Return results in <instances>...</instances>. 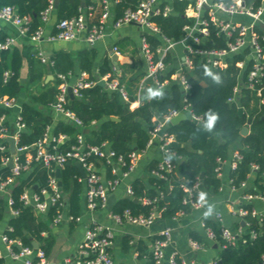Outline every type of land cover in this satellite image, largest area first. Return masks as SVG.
Returning <instances> with one entry per match:
<instances>
[{"label": "built area", "instance_id": "1", "mask_svg": "<svg viewBox=\"0 0 264 264\" xmlns=\"http://www.w3.org/2000/svg\"><path fill=\"white\" fill-rule=\"evenodd\" d=\"M54 1L49 0L47 9L40 16L41 26L31 36H28L29 19L19 16L11 6L0 7V21L11 24L21 37H27L33 43H39L44 38L49 43L70 42L82 38L87 44L92 45L108 36L109 29L115 31L121 27L135 26L140 31L139 52L144 63V77L137 88V102H139L140 90L148 77L152 79V85L156 91L163 90L171 81L178 83L182 90L179 109H174L165 116L156 115L153 117L152 129L148 132L145 150L131 152L128 155L130 161L128 165L125 164L122 157L115 156L106 142L99 145L88 144L81 122L70 111L63 108L69 97L67 93L69 87L72 88L74 98H77L80 97L79 89L94 86L100 81L106 85L107 90L118 92L122 99L127 101V93L117 79L108 81V76H104L91 82L88 81L86 73H80L76 82L69 84V75H56L60 83L53 104L54 113L62 115L77 128L76 143L66 151L60 150V145L67 140V137L65 135L53 136L49 127L37 142L29 146H20V135L26 129L20 116L21 105L16 98L0 97V110L3 111L0 115V153L2 154L0 159V197L6 199L10 216L18 215L17 210L11 209L13 204L11 188L28 174L35 162L48 169L51 174L48 176L44 188L37 190L36 185L34 186L36 189L25 187L20 196V202L23 207L30 208L41 218L46 217L52 207H57L58 213L53 223H60L63 219L66 197L58 185L59 180L55 176V170H60L67 161L73 164L78 163L85 174V178L79 177L78 181L85 186V206L90 218L83 239L77 247V255L66 258L63 264H115L110 252L115 237L114 232L99 223L94 214L98 210L106 209L107 194L122 183H124L125 197L132 200L137 199L128 180L141 155L150 148L158 146L163 154L162 159L156 161V168L149 172L150 177L167 179L168 176L176 173L175 160L181 158L174 151V146L178 144L175 136L168 132L170 119L182 113L194 123H203L202 117L192 112L191 104L188 102L190 85L183 71L191 70L190 59L192 57L201 58L209 66L210 72L226 69L229 66H233L239 74L246 72L245 81L243 82L239 78L233 88L232 95L226 101L227 104L234 105L237 109L242 108L239 104L241 89L246 88L255 93L259 107L264 106V0H139L135 9H126L117 18L114 6L119 0H97L98 9L94 6L83 7L79 10L78 16L59 21L55 25V32L45 36L43 25L46 24L54 9ZM173 1L185 2L184 15L194 20L192 25L184 27V36L178 42L164 37L158 26L152 21L154 16L167 17L170 15L173 11L171 7ZM96 12L99 13L97 21L90 23L89 19ZM212 32L216 38H221L224 43L223 47H206ZM149 36L160 41L156 52L151 50ZM14 43L15 38L11 36L0 41V53L13 50ZM175 46H180L183 53L173 59L172 52ZM111 53L120 55L116 44L111 47ZM168 55L172 58L175 73L171 81L161 82L158 75L173 67L172 64L165 61ZM37 57L42 64L52 68L53 61L51 59L41 53H38ZM112 69L115 71L114 68ZM10 75V72H5L4 78H8ZM9 111L16 113L13 132H9L5 125L6 114ZM245 115L246 121L243 127L249 129L250 114L247 112ZM8 137L14 140L15 154L13 156L10 154L9 144L6 141ZM240 160L241 155L238 148H233L228 161L221 158L216 159L217 166L215 168V174L221 180L218 192L227 189L228 196L232 195V197H228L227 207L228 217L234 220V227L225 221L221 213L214 212L211 206L207 205V196L200 180L196 181L192 187L182 186L185 193L183 203L188 205L192 212H199V225L208 241L216 243L215 233L207 222L210 220L218 224L219 235L222 239V244L219 245L220 249L236 247L245 234H248L250 239H255L257 233L250 228L251 224L248 218L258 222L264 220V190H259L254 184V176L259 167L251 165L248 179L237 185L233 178L225 175V169L227 171L235 170ZM96 162L104 166H112L111 174L115 177L103 181ZM125 168L126 170H124ZM260 175L264 180V172ZM202 193L205 194L203 201L200 198ZM155 201L145 199L143 202L151 204ZM209 209H211V215L206 217L204 213ZM156 213L157 211L152 212L148 217L142 215L133 217L128 210L122 216L111 214L108 210V217L117 226L128 223L139 228L149 229L155 220ZM184 215L183 213L179 214V216ZM67 220L78 222L79 218L73 219L68 216ZM6 229L10 230L8 227ZM4 231L0 233V243L10 260L22 264H48L47 256L39 249V246L37 249L23 246L18 239H9ZM146 238L150 243L149 253L154 264H175L176 258L179 257L176 251H172L165 261V250L171 242L169 230L159 234L150 233ZM130 244H133V241H130ZM188 245L193 252L201 249V243L191 238L188 239ZM134 255L138 256V252L135 250ZM0 258H2L1 250ZM180 259L182 264H196L194 260ZM258 264H264V256L261 257Z\"/></svg>", "mask_w": 264, "mask_h": 264}, {"label": "trees", "instance_id": "2", "mask_svg": "<svg viewBox=\"0 0 264 264\" xmlns=\"http://www.w3.org/2000/svg\"><path fill=\"white\" fill-rule=\"evenodd\" d=\"M139 0H119L114 6L115 17H120L126 9H135ZM84 7L94 6L98 9L97 0H83ZM49 0H0V7L11 6L21 17L29 19L28 36H31L41 26L40 16L47 9ZM81 0H58L55 10L56 22L52 34L55 32V25L65 19L78 16ZM172 13L167 17L162 15L154 16L152 21L158 26L164 37L178 42L184 36V27L192 25L193 19L187 18L184 13L185 2L173 1L171 3ZM99 13L96 12L90 23H95ZM6 37L0 34V41ZM151 50L156 52L160 41L155 37H148ZM215 43V44H213ZM224 43L221 38H216L211 33L206 47L220 48ZM120 51V49H119ZM121 53V51H120ZM135 53V49L133 51ZM238 59V57H235ZM22 53L14 48L11 51L0 53V97L16 98L21 102V120L26 126V132L21 133L19 138L20 146H29L41 139L50 128L53 136L65 135L67 140L60 145V150L66 151L76 143L77 128L60 114L56 122L53 115L45 114L46 108H52L58 94L59 80L57 74L69 75L73 73L74 64L66 52H57L51 58L53 66L50 68L54 76L52 84H49L37 95L28 96L27 100L22 98V84L20 80V69L22 66ZM167 63L173 65L165 73L158 75L161 82L171 81L175 73L172 58L168 55L165 59ZM191 70L183 71L187 82L190 85L188 102L191 104L192 112L201 116L203 123L197 124L191 120L179 122L175 126H169L168 132L175 136L179 144L174 147L176 155L181 158L175 160L177 166L176 173L167 179H156L148 177L146 183L138 177L129 179L134 196L138 199L124 197L115 201L108 209L111 214L122 216L128 210L133 217H148L152 212L157 211L161 219L171 220L185 215L192 211L190 207L183 203L185 193L184 187H192L198 180L202 183L205 191L217 194L221 186V180L215 174L217 166L216 159L221 158L228 161L231 150L238 148L241 160L233 171L225 169V175L234 179L237 185L248 179L251 173V165L259 167L254 176V184L259 190H264V180L261 173L264 172V106L258 105V100L252 91L246 88L241 89L240 106L245 111L239 116L234 105L227 104V99L232 95L233 88L239 78L244 82L245 73H238L233 67L218 69L210 72L209 66L199 57L190 59ZM121 74L111 68V62L106 59L99 68L100 78L108 76V81L117 79L127 93V101H124L118 92L109 91L98 84L79 89L80 97L70 99L64 105V109L70 111L82 124L84 129H89L91 138L85 135L86 142L91 145H99L106 142L116 157H122L126 165L129 164L128 155L133 152L145 150L148 141V132L152 129V119L155 115L165 116L174 109H179L181 105V87L175 81H171L163 90L152 89L148 99H144L136 108L131 105L138 100L137 88L144 77V74H135L136 67L132 64L121 66ZM138 68V67H137ZM123 69V70H122ZM129 72L126 75V70ZM80 70L89 74L88 81L95 82L92 77V62L86 52L80 53ZM10 72L8 78H4V73ZM209 72L211 73L209 75ZM219 75V82L213 80V75ZM31 80H36V76L31 72ZM202 83L205 86H202ZM145 88H150L145 86ZM151 89V88H150ZM159 92V95H153ZM249 113V134L241 135V128L246 121V113ZM3 113L0 110V115ZM206 114H216L217 120L211 131L205 129L207 121ZM110 117H116L119 122H113ZM2 154L0 153V159ZM91 160L93 158H90ZM157 162H151L146 171L150 172L156 168ZM99 166V162H96ZM110 165H105L108 179L115 176L111 174ZM126 170V168L124 169ZM51 173L45 167L33 162L32 169L26 176L11 188V198L13 204L11 209L17 210L18 215L10 216L8 229L4 234L12 240L18 239L21 245L32 247L31 242L35 241L39 249L46 256L51 251L53 240L45 236L49 231V225L53 223L57 216V207H52L46 217H38L30 208H25L20 202V196L25 187L37 190L44 188L48 176ZM54 175V174H53ZM81 177L77 167L70 161L65 162L60 169L61 190L65 194V211L73 219L80 214V197L82 194V182L78 181ZM170 187V190H168ZM156 200L154 203L145 204L143 201ZM9 214V207L6 199L0 197V222ZM251 229L257 233L255 239H250L248 234L241 237L236 247L221 249L219 256L211 264H258L264 256V220L258 222L248 218ZM74 223V221H70ZM208 226L215 233V241L219 245L222 239L219 235L218 224L215 221H208ZM193 240L202 242V237L196 232H191ZM130 237H123L121 241L123 252H129L133 247L138 252L137 260L142 264H154L152 256L148 253L147 245L143 241L130 244ZM0 264H4V259L0 258ZM175 264H182L180 257L176 258Z\"/></svg>", "mask_w": 264, "mask_h": 264}, {"label": "crops", "instance_id": "3", "mask_svg": "<svg viewBox=\"0 0 264 264\" xmlns=\"http://www.w3.org/2000/svg\"><path fill=\"white\" fill-rule=\"evenodd\" d=\"M55 10L53 9L49 15L48 21L44 26L45 36L52 33L54 24L56 22ZM0 34L5 37H14L15 43L14 48L18 49L23 56L22 66L20 69V80L22 84V98L27 100L28 96L37 95L43 91L49 84H52L54 79L50 68L46 64H42L37 57L38 53H41L45 57L51 59L57 52H66L71 57L74 70L72 74H69V84H74L79 77L80 73H85L80 70V53L86 52L90 61L92 62V77L98 80L100 76L99 68L106 59L111 62V68H114L117 75L121 74V65H135V74H144V63L139 52V48L135 49V56H133L134 48L131 47L132 41H136L140 37V31L135 26H125L121 27L115 31L108 30V36L104 37L102 40L95 42L90 45L83 41L82 38L70 41V42H53L49 43L46 38L41 40L39 43L31 42L27 37H21L18 34L17 29L11 24L0 21ZM116 44L120 49L121 53L118 56V70L112 61L111 47ZM183 50L180 46H175L172 52L174 56L173 59L181 56ZM135 58L140 60V65L135 62ZM139 65V67H138ZM138 67V68H137ZM123 70V69H122ZM31 72L37 78L32 81ZM129 69L126 70V75ZM87 74V73H86ZM89 78V74H87ZM149 86L150 88H145ZM153 85H147L144 82L143 87L140 90L139 102L135 101L131 108L138 107L144 99L149 98V94L152 91ZM21 105V102L18 101ZM45 114L53 115V120L56 122L57 116L54 115L53 106L52 108H46ZM15 111H9L6 114L5 125L9 132H13L14 129V117ZM156 116V115H155ZM154 116V117H155ZM158 116V115H157ZM244 128V127H242ZM241 128V130H242ZM87 130V129H84ZM83 134L88 135L91 138V132ZM249 131V129H248ZM249 134V132H248ZM179 144H176V147ZM163 154L158 146H154L149 150L145 151L139 158L137 165L130 175V178L138 177L146 183L147 178L150 177L149 172L146 171V167L151 162H156L162 159ZM181 162V159H180ZM100 164V163H99ZM99 174L103 181L109 180L108 174L106 172L105 166L100 164L98 166ZM82 178V177H81ZM83 190L80 197V214L79 221L71 223L67 220V213L64 209L63 219L58 224H50L49 231L45 236L50 237L53 240V245L51 251L47 256L48 264H63L64 260L68 257H75L77 255V247L82 241L85 229L89 223L90 214L86 210V199H85V186L82 183ZM207 196V205H210L214 212L221 213L225 221L234 227V220L228 217V190L224 189L222 192L217 194H211L205 191ZM125 197L124 183L119 185L115 190L110 191L107 194V207L106 209H101L95 212V219L102 225L109 227L114 232V241L110 249L111 255L113 257L115 264H142V261H138L137 257L134 255V248L132 247L129 252H123L121 241L123 237H130L133 243L138 241H143L147 245L148 253L150 250L149 240L146 238L150 233L159 234L162 231L169 230L171 234V242L168 248L165 250V261L167 260L169 254L172 251H176L180 258L186 260H194L196 264H211L215 259L218 258L221 251L220 247L213 242L206 239L204 231L199 225V212H191L188 215L179 216L175 219L164 220L160 216L155 217V220L151 224L149 229L139 228L134 225L124 223L121 226H117L108 217V209L115 201ZM232 197V195L230 196ZM229 197V198H230ZM10 214L5 216L4 220L0 222V233L3 232L8 227V221ZM191 232H196L202 237L201 249L197 252L190 250L188 245V239ZM220 249V251H219ZM0 250L2 252V258L4 259V264H22L20 262H14L10 260L3 250L2 244L0 243ZM136 251V250H135ZM219 251V253H218Z\"/></svg>", "mask_w": 264, "mask_h": 264}, {"label": "water", "instance_id": "4", "mask_svg": "<svg viewBox=\"0 0 264 264\" xmlns=\"http://www.w3.org/2000/svg\"><path fill=\"white\" fill-rule=\"evenodd\" d=\"M81 3H82L81 6L84 7L85 5H84L83 0H81ZM57 5H58V0H55V1H54V9L57 8ZM112 61H113V64L115 65L116 69L118 70V65H117L118 56H117V55H112ZM210 74H211V73L209 72V75H210ZM50 79H53V77L50 76ZM145 83H146L147 85H152V84H153L152 79H151L150 77L146 78ZM98 85L106 89V85H105L103 82L100 81V82L98 83ZM202 86H205V84L202 83ZM67 93H68V96H69L70 99H74V95H73V93H72V88H71V87L68 88ZM237 112H238L239 116H242V114H243V110H242V108H238ZM110 120L113 121V122H119V119L116 118V117H110ZM185 120H188V117H187L185 114H182V113H181V114H178L177 116H175V117H173V118L170 119V125H171V126H175V125H177L179 122H181V121H185ZM26 131H27V130L25 129L24 132H26ZM84 132H85V133H88L89 130H88V129H87V130H84ZM248 132H249V131H248L247 128H242V130H241L240 133H241L242 136H246V135L248 134ZM6 141H7L8 144H9L10 154L13 156V155L15 154L14 140H13V138L8 137V138L6 139ZM10 165H11V163L9 164V166H10ZM74 165L77 167V169H78V171H79V173H80V176H81L82 178H85V174H84V171H83V169L81 168V166H80L78 163H75ZM55 176H56V177L58 178V180H59L58 185L61 186V182H60V170H59V169H56V170H55ZM34 189H36V187H34ZM133 201H134V202H137L138 200H137V199H133ZM158 216H159V214L156 213V214H155V217H158ZM241 224H243V223H241ZM31 246H32V248H34V249H37V248H38V244H37L35 241H32V242H31Z\"/></svg>", "mask_w": 264, "mask_h": 264}, {"label": "clouds", "instance_id": "5", "mask_svg": "<svg viewBox=\"0 0 264 264\" xmlns=\"http://www.w3.org/2000/svg\"><path fill=\"white\" fill-rule=\"evenodd\" d=\"M213 80L216 81V82H219V75L216 74V75H213ZM160 93L159 92H154L153 95H159ZM207 115V121H206V124H205V129L207 131H211L216 123V120H217V115L216 114H206ZM201 200L203 201L205 199V194H201ZM204 215L207 217L209 215H211V209H209V211L205 212Z\"/></svg>", "mask_w": 264, "mask_h": 264}, {"label": "rangeland", "instance_id": "6", "mask_svg": "<svg viewBox=\"0 0 264 264\" xmlns=\"http://www.w3.org/2000/svg\"><path fill=\"white\" fill-rule=\"evenodd\" d=\"M139 44H140V37L137 38L136 41H132L131 47L134 48V49L139 48ZM133 56H135V53L133 54ZM133 61L138 62L139 65H140V60L138 58H135V60H133ZM139 65H138V67H139ZM121 66H124V65H121ZM219 251H220V249H219ZM219 251H218V253H219Z\"/></svg>", "mask_w": 264, "mask_h": 264}]
</instances>
